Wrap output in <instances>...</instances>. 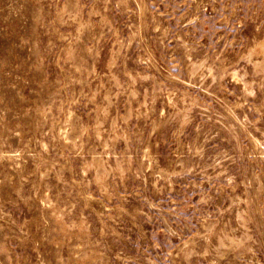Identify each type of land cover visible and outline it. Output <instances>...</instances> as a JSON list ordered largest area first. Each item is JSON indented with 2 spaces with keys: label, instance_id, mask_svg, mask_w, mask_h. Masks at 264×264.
I'll return each mask as SVG.
<instances>
[{
  "label": "rangeland",
  "instance_id": "obj_1",
  "mask_svg": "<svg viewBox=\"0 0 264 264\" xmlns=\"http://www.w3.org/2000/svg\"><path fill=\"white\" fill-rule=\"evenodd\" d=\"M0 264H264V0H0Z\"/></svg>",
  "mask_w": 264,
  "mask_h": 264
}]
</instances>
